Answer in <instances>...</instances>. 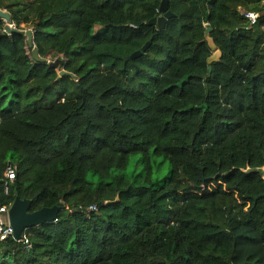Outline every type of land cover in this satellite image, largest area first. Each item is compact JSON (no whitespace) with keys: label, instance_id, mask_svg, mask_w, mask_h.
Wrapping results in <instances>:
<instances>
[{"label":"trees","instance_id":"16d2710c","mask_svg":"<svg viewBox=\"0 0 264 264\" xmlns=\"http://www.w3.org/2000/svg\"><path fill=\"white\" fill-rule=\"evenodd\" d=\"M162 1L0 0V206L65 207L0 264H264V0Z\"/></svg>","mask_w":264,"mask_h":264},{"label":"water","instance_id":"95a60500","mask_svg":"<svg viewBox=\"0 0 264 264\" xmlns=\"http://www.w3.org/2000/svg\"><path fill=\"white\" fill-rule=\"evenodd\" d=\"M160 13L162 14L160 17L154 18L150 21V25H157L159 30H163L166 22L174 17V14L169 10V0H163L160 6ZM264 15L261 14L260 18ZM0 17L3 18L6 22H11V17L8 13L0 11ZM7 32L12 31V27L10 24L6 27ZM212 32V28L209 24L206 25V31H205V38L206 41L209 43V45L216 50L215 44L213 39L210 37V34ZM28 37L29 45L34 44V38L31 31H28L26 33ZM148 48V44L144 46L143 51H146ZM34 58L37 59L39 57L38 50H34ZM142 54V51H138L132 55V59L137 58ZM222 54L220 51H216L214 55L212 56L211 60L217 61L219 58H221ZM60 62H55L51 64V67H56ZM61 76L63 75H71L65 71H62L60 73ZM257 171V170H254ZM261 175L264 176V170L260 171ZM118 201V200H117ZM116 202H108L107 204L117 203ZM31 202L28 200H21L19 198L16 199V201L11 205L10 211H9V217L10 222L14 228V237L16 241H20L23 238L24 232L26 229L36 226L40 223H43L45 221H54L58 217V213L60 209H64V205L62 202H59L55 207L53 208H46L38 212L29 213Z\"/></svg>","mask_w":264,"mask_h":264},{"label":"built area","instance_id":"2783aa9c","mask_svg":"<svg viewBox=\"0 0 264 264\" xmlns=\"http://www.w3.org/2000/svg\"><path fill=\"white\" fill-rule=\"evenodd\" d=\"M241 14L248 21L250 26H255L259 24L261 14L252 11H242ZM11 27H13V25H11ZM16 175H17V167L9 166L6 172V178L8 182L14 181L16 179ZM8 189L9 186L7 184L6 191H8ZM10 207L0 206V242L6 241L9 238L15 239L14 228L10 222V217H9ZM95 210L96 208L93 206L89 208V211H95ZM18 242H23L27 248H31V244L25 234L23 235V238Z\"/></svg>","mask_w":264,"mask_h":264},{"label":"rangeland","instance_id":"374dc122","mask_svg":"<svg viewBox=\"0 0 264 264\" xmlns=\"http://www.w3.org/2000/svg\"><path fill=\"white\" fill-rule=\"evenodd\" d=\"M99 31V28H96L94 32L96 33ZM141 156L134 157L131 160V163L128 169L124 172L128 175L139 174L143 168V164L141 162ZM153 165H154V173H153V180L155 182L163 181L167 178L171 171V165L168 160L164 159L163 157L153 156ZM93 181H98L96 177H91Z\"/></svg>","mask_w":264,"mask_h":264},{"label":"clouds","instance_id":"9594fccd","mask_svg":"<svg viewBox=\"0 0 264 264\" xmlns=\"http://www.w3.org/2000/svg\"><path fill=\"white\" fill-rule=\"evenodd\" d=\"M13 28V27H12Z\"/></svg>","mask_w":264,"mask_h":264}]
</instances>
